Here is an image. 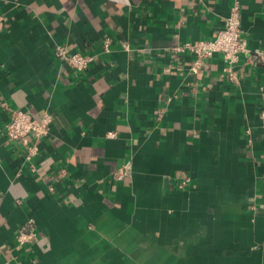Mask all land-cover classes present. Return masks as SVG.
Wrapping results in <instances>:
<instances>
[{
  "label": "crops",
  "instance_id": "0c3cea01",
  "mask_svg": "<svg viewBox=\"0 0 264 264\" xmlns=\"http://www.w3.org/2000/svg\"><path fill=\"white\" fill-rule=\"evenodd\" d=\"M235 2L264 52V0H0V264H264V64L242 55L230 81L220 56L195 73L172 51ZM4 105L51 117L34 168Z\"/></svg>",
  "mask_w": 264,
  "mask_h": 264
},
{
  "label": "built area",
  "instance_id": "2783aa9c",
  "mask_svg": "<svg viewBox=\"0 0 264 264\" xmlns=\"http://www.w3.org/2000/svg\"><path fill=\"white\" fill-rule=\"evenodd\" d=\"M240 7L235 2L229 10L228 16L224 19L222 28L211 40H196L184 42L172 48L176 54H191L194 57L189 66L191 72H201L204 62L211 57L218 55L225 64V71L228 73V79L234 81L232 67L238 62L240 56L246 55L247 61L252 63L264 64V52H250L246 40L241 36L240 30ZM1 27V22H0ZM104 50H107L108 43L103 44ZM55 56L65 62L70 68L82 72L87 69L91 58L75 53L68 55L63 47H57L54 50ZM8 112V121L5 124V138L10 142L13 148L19 150L24 160L32 168L35 158L39 154L38 141L46 138L50 132L51 117L44 115L41 120H35L30 114L20 109H10L3 106ZM260 128L264 131V110L259 114ZM113 137L114 133H109ZM35 170V169H34ZM130 173V165L125 164L113 174V180L119 182ZM189 182L185 178L180 182L182 188ZM37 240V229L35 222L29 220L22 224L15 236V249L18 251L26 246L32 245ZM3 251L0 249V256Z\"/></svg>",
  "mask_w": 264,
  "mask_h": 264
}]
</instances>
